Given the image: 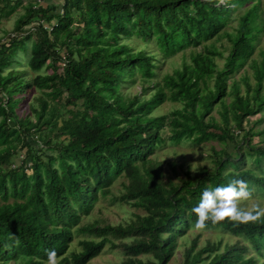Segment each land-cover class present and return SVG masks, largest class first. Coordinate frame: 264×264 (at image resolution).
<instances>
[{"label":"trees","instance_id":"1","mask_svg":"<svg viewBox=\"0 0 264 264\" xmlns=\"http://www.w3.org/2000/svg\"><path fill=\"white\" fill-rule=\"evenodd\" d=\"M19 6L12 29L0 35V264H42L49 249L58 264H86L105 246L123 255L115 264H167L176 239L196 228L191 209L204 189L244 179L249 198L262 197L264 143L247 137L264 127L245 130L242 122L264 107L262 50L258 61L249 58L264 26V0H0V23ZM241 6L226 32L229 15ZM221 34L229 41L225 55L204 45ZM132 36L153 42L162 57L201 49L156 80L155 54L132 50L125 43ZM246 60L253 83L243 73L227 84ZM22 65L34 72L29 80ZM135 74L139 92L128 96L120 89ZM32 88L39 91L36 106L28 101ZM165 101L180 106L152 115ZM166 140L223 146L211 147V168L200 167L193 178L184 172L174 183L163 180L150 157ZM118 176L126 182L111 201L142 214L123 224L80 223ZM210 228L237 240H206L196 248V234L178 264H264V219L206 221L203 229ZM77 237L76 250L70 246Z\"/></svg>","mask_w":264,"mask_h":264},{"label":"rangeland","instance_id":"2","mask_svg":"<svg viewBox=\"0 0 264 264\" xmlns=\"http://www.w3.org/2000/svg\"><path fill=\"white\" fill-rule=\"evenodd\" d=\"M40 2L50 3V2H56L59 0H39ZM263 1V0H261ZM25 0H22V3H24ZM246 6H241L236 8L234 11L231 12L228 18V23L225 25L224 30L226 32H232L233 27L236 25L237 17L239 14L242 13ZM60 10V9H59ZM260 11V10H259ZM22 8L19 6L15 12H13L7 19H3L0 23V35L4 34L3 32L10 31L13 27L14 21L16 18L21 14ZM264 22V12H261L259 14ZM125 43H127L132 50L135 49H145L146 51L153 52L155 54V61L157 64V67L155 69L156 77L155 79L158 80L161 76H163L166 73H170L173 69L178 68L182 61L188 60V52L193 50L199 51L201 49V45H198L195 48H188L185 50H181L179 52H176L175 54L167 57H162L156 52V48L153 44V42L145 43V41H141L139 38L132 36L125 40ZM204 45L212 46L217 51L222 52L223 55L227 53V50L229 48V41L227 40L226 36L221 34L216 39H211L204 42ZM260 50H262V55L264 56V26L262 30L258 33L257 41L254 46L253 53L250 55L249 58H253L252 60L258 61L260 59ZM19 59H25V56H22V53H18ZM17 58V57H16ZM18 59V58H17ZM18 59V60H19ZM27 59V58H26ZM25 59V62H26ZM217 67H220L222 64V59L215 57L214 59ZM248 63V65H245ZM246 63L240 67L231 78L227 79V84H229L232 79L238 80L239 76L243 73H245L248 76V81L250 83H253V77H252V69L249 66V60H246ZM12 66V65H11ZM23 66V65H22ZM56 67L59 68L60 64L56 63ZM18 67V64H17ZM26 70L25 78L30 79L34 75V72L31 71L26 66H23ZM59 70V69H58ZM245 71V72H244ZM136 77H132V82L125 83L121 86V92L125 93L126 95L130 96L133 93L139 92V88L141 85L140 79L137 77V74H135ZM211 79L207 80L208 86H211ZM146 84V83H145ZM200 85L202 83L200 82ZM239 89L242 92V85H239ZM150 91H147V93L144 95L147 97L149 95ZM39 96V91L32 88L30 89V93L28 96V101L32 102L36 106L35 98ZM230 99V96L227 95L224 97V101L228 102ZM47 102L50 104H55L51 100L47 99ZM180 103L178 102H170L165 101L161 103L158 107H156L152 111V115H160L165 114L169 112L171 109L175 107H179ZM81 105H78L77 108H81ZM217 108V106H215ZM210 115L214 117L217 121L220 120L218 117V114L215 110H212L210 112ZM208 118L206 117L205 120ZM247 121H243L242 125L246 128L251 129V131L256 132L257 130H260L264 127V107L261 110V112L256 113L254 115L248 116ZM237 135V138L241 137V131L235 130L234 131ZM163 135H167L168 131H166V128H164V131L162 132ZM258 135H251L247 138L251 139V143L253 144H263L264 143V132H258ZM261 133V134H260ZM239 140V139H237ZM218 146L222 147L223 143H218L216 141L211 142H201L199 144H191L189 140H183L178 143H169L167 140L162 144L159 148L154 150V153L150 156L153 161H156L160 164V172L162 174L163 180H170L171 182H178L179 178H184L185 174L184 172L188 173L189 178H193L198 175V170L200 167L205 166L206 168H211L213 157L211 156L212 151L211 147H214L215 149H218ZM226 148L228 150L231 149L230 143L226 144ZM21 150L17 151V153L13 156L14 163L18 162L21 159ZM172 166V168H171ZM192 168L196 169L197 171L193 172ZM121 182H126L125 178L123 176H118L115 178L110 186V192L103 198H98L93 208L90 210L89 215L82 217L80 223L92 221V220H98L100 223L102 220L110 223H126L127 221H130L131 219H134V215L136 214H142V210L139 208H135L132 206H129L128 204L121 203V202H113L111 201V197L113 195H118L121 190ZM262 197H251L249 199H246V201H243V204L241 205L242 208L246 210H251L254 205L260 204L261 206H264V192L261 194ZM198 234L197 241H196V248L202 246L205 244L206 240H221V244H231L234 243L237 238L231 235L227 234H221L218 230L215 229H197V228H189L186 230L185 234L181 237L176 239V247L174 249V254L169 259L167 264H178L181 261V252L184 249L185 246L189 245V241ZM77 238H74L71 242V248L78 249L77 246ZM116 244L118 243L117 240L114 241ZM249 252V251H248ZM123 258V255L120 253L119 248H109L105 246L101 252L90 259L86 264H115L118 263ZM144 258V256H143ZM264 260V257L262 258ZM261 260V259H258ZM12 260L7 261L5 264H12Z\"/></svg>","mask_w":264,"mask_h":264},{"label":"clouds","instance_id":"3","mask_svg":"<svg viewBox=\"0 0 264 264\" xmlns=\"http://www.w3.org/2000/svg\"><path fill=\"white\" fill-rule=\"evenodd\" d=\"M192 171H197L192 168ZM251 196L248 184L244 179L231 180L226 185L206 188L200 196L199 203L192 207L191 212L197 217L195 227L203 229L206 221L212 223L226 219L233 222H259L264 219V206L256 204L251 210L238 206V201ZM46 260L42 264H58V254L55 249L46 250Z\"/></svg>","mask_w":264,"mask_h":264}]
</instances>
